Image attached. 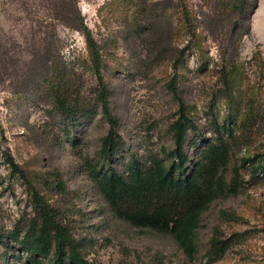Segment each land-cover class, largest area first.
Masks as SVG:
<instances>
[{"label":"rangeland","instance_id":"374dc122","mask_svg":"<svg viewBox=\"0 0 264 264\" xmlns=\"http://www.w3.org/2000/svg\"><path fill=\"white\" fill-rule=\"evenodd\" d=\"M240 2L244 14L234 9ZM186 3L191 31L178 0H0V264H31L15 240L38 224L34 193L90 264H264V169L252 168L264 167V0ZM77 12L102 49L119 134L110 160L101 154L110 125L85 37L44 22ZM174 76L193 123L181 175L217 152L228 184L240 185L203 213L192 258L171 234L121 218L100 188L107 172L126 177L153 156L172 166ZM57 90L77 97L82 110L70 119L59 112ZM215 235L228 250L209 263ZM43 260L55 264L53 252Z\"/></svg>","mask_w":264,"mask_h":264},{"label":"trees","instance_id":"16d2710c","mask_svg":"<svg viewBox=\"0 0 264 264\" xmlns=\"http://www.w3.org/2000/svg\"><path fill=\"white\" fill-rule=\"evenodd\" d=\"M178 1L184 9L187 29L191 31L192 23L186 0ZM233 6L240 14L246 12L244 2ZM77 13L74 19L68 16L63 20L53 18L51 21L45 19L44 22L50 25L58 20L57 23L79 31L85 37L90 68L99 87L97 100L110 125L109 134L102 143L101 154L105 160H110L117 150L119 134L109 104L102 49L92 31L80 18V12ZM168 88L179 103V115L171 129L175 146L172 166L167 168L158 156H153L146 167L135 163L126 177L107 172L100 188L107 202L116 207L121 218L138 228L171 234L184 253L192 258L197 253V230L203 213L217 197L226 192L237 193L240 185L235 178L228 184L225 175L220 172L224 155L217 152L211 153L207 162L197 165L189 176L181 175L189 163L185 142L193 123L186 104L180 98L176 76L169 81ZM75 98L60 90L56 91L55 106L68 119L82 110ZM8 162L16 173L25 178L24 172L10 155ZM252 168L255 172L264 169L260 165L255 168V164ZM59 180V185L65 189L63 181ZM33 202L38 212V224L31 227L22 240L14 239L31 257V264H44L43 259L50 257L52 252L55 264H90L83 258L77 241L57 221L56 213L47 201L34 193ZM210 246L209 263L222 258L228 250V244L217 235L211 239Z\"/></svg>","mask_w":264,"mask_h":264}]
</instances>
